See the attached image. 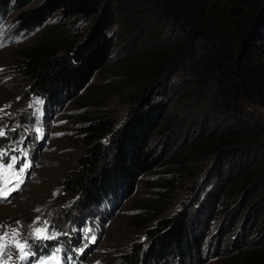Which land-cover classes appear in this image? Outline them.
Returning <instances> with one entry per match:
<instances>
[{
	"label": "rangeland",
	"instance_id": "1",
	"mask_svg": "<svg viewBox=\"0 0 264 264\" xmlns=\"http://www.w3.org/2000/svg\"><path fill=\"white\" fill-rule=\"evenodd\" d=\"M42 1L32 0L26 8ZM212 1L224 8L227 20L234 5L255 3L264 10V0ZM107 2L113 14L110 56L83 90L59 104L31 93L21 60L45 41L61 48L82 40L89 23L55 12L39 30L26 33L14 22L18 10L0 11V130L5 133L0 153H6L0 160L7 164L17 157L14 170H4L3 179L13 182L8 187L14 186L19 168L31 163L19 190L0 200V235L8 231L4 242L9 243L11 229H17L16 239L27 240V250L34 253L22 261L13 246L11 258L2 260L122 264L121 256L134 244L146 245L147 229L181 213L190 236L203 239L201 260L184 263L175 257L162 264H242L264 250V105L256 98L227 99L211 64L204 62L212 44L189 40L156 0ZM262 33L263 49L252 47L253 54L264 52V28ZM53 35L57 41L50 40ZM177 45L185 46L183 55L153 77L154 54ZM142 92L157 113L156 128L146 140L155 168L139 179L129 198L78 211L77 198L62 191V182L86 153L89 130L103 118L115 128L123 124ZM249 135L257 137L241 149H215L220 137ZM45 227L55 238L36 239L33 228ZM54 240L66 244L67 253H37L35 248Z\"/></svg>",
	"mask_w": 264,
	"mask_h": 264
},
{
	"label": "trees",
	"instance_id": "2",
	"mask_svg": "<svg viewBox=\"0 0 264 264\" xmlns=\"http://www.w3.org/2000/svg\"><path fill=\"white\" fill-rule=\"evenodd\" d=\"M31 1L0 0V11L18 10L14 22L26 33L39 30L55 12L65 19L81 18L90 25L82 40L61 48L45 41L27 50L21 60L20 68L29 81L31 93L48 103L59 104L83 90L110 56L113 41L108 30L113 22L112 9L107 0H43L34 8H26ZM156 3L189 40L200 38L212 44L203 57L204 62L211 64L210 70L217 74L221 93L228 94L227 99L256 98L264 105V52L253 54L251 50L252 47L263 49L259 43L264 28V10L255 3L247 7L234 5L233 18L227 20L224 8H218L217 2L212 0H156ZM57 39L54 35L50 37L52 41ZM184 47L177 45L171 52H156L149 67L150 74L160 77L168 64L183 55ZM148 97L146 92L137 95L136 105L117 128L103 118L89 130L86 153L78 158L76 169L62 182V191L77 198L78 211L117 198H129L139 179L155 168L146 149V140L156 128L157 113ZM104 137H107L106 142ZM255 137H220L215 149H241ZM189 233L184 214L161 220L156 227L146 230V245L134 244L121 256V262L162 264L175 257L184 263L198 262L203 239L191 237ZM35 249L48 256L57 249L67 253L66 244L56 240L45 241ZM242 264H264V250L248 255Z\"/></svg>",
	"mask_w": 264,
	"mask_h": 264
},
{
	"label": "snow or ice",
	"instance_id": "3",
	"mask_svg": "<svg viewBox=\"0 0 264 264\" xmlns=\"http://www.w3.org/2000/svg\"><path fill=\"white\" fill-rule=\"evenodd\" d=\"M37 103H43V101H37ZM31 107V105H30ZM0 111H2V109H0ZM37 132H41L40 129H37ZM5 133L0 130V136H4ZM6 153H0V157L5 156ZM27 155V153H25V156ZM17 163V157L13 156L11 158V162L5 164L3 163L2 160H0V200H7V198L12 194V192L14 191H18L20 188V185L23 184V176L26 174V171L31 167V163L30 162H26L24 163L20 168L19 171L17 173V180L14 183V186L12 187H8L9 184H12L13 182L11 180H4V170L7 169L8 171H12L14 170V166ZM36 211H40L39 209H36ZM39 218H37L38 220ZM17 223L19 224V221H17ZM45 225L47 224V221L44 222ZM0 227H4L2 225H0ZM33 234L35 235L36 239H53L55 238L54 235L50 236L47 234V228H33L32 230ZM19 235V232L17 229L13 228L11 229V238H10V242L9 243H5V238L9 237V232L5 231L3 233V235H0V260H2V258L6 255L8 256V258H11V253H10V248L11 247H16L18 249V251L21 253V255L19 256V259L22 261H26L30 255L34 254V253H30L29 250L31 248V245H29L27 243V240H25L23 243H21L19 240L16 239V237ZM95 241V237H92V242ZM57 251L59 252V249H57ZM80 251L82 252L83 249H80ZM50 259H57V257L53 256ZM2 264H7V260H2ZM39 264H47L46 260H41L39 262Z\"/></svg>",
	"mask_w": 264,
	"mask_h": 264
}]
</instances>
